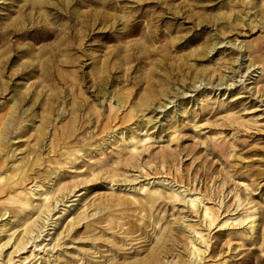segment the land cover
<instances>
[{"label": "rangeland", "instance_id": "1", "mask_svg": "<svg viewBox=\"0 0 264 264\" xmlns=\"http://www.w3.org/2000/svg\"><path fill=\"white\" fill-rule=\"evenodd\" d=\"M254 3L264 9V0H0V129L27 124L19 149L46 133L37 173L54 171L43 190L65 197L43 216L26 263L264 264V28L230 11ZM130 132L146 137L132 153L120 140ZM22 192L0 195V206ZM174 192L182 198L171 201ZM191 197L217 217L211 229L184 203ZM17 224L0 220V244ZM191 228L207 238L200 262ZM57 236L58 252H43L41 240Z\"/></svg>", "mask_w": 264, "mask_h": 264}, {"label": "bare ground", "instance_id": "2", "mask_svg": "<svg viewBox=\"0 0 264 264\" xmlns=\"http://www.w3.org/2000/svg\"><path fill=\"white\" fill-rule=\"evenodd\" d=\"M253 4V3H252ZM250 5V4H249ZM258 5L254 3L253 6L247 8H243V13L241 14H235V12L230 9L231 12L234 13V17H236V21H246L251 23L253 28H264V9L261 8V11H257ZM255 8H257L255 10ZM255 10L253 15L248 16V13L250 14L251 10ZM247 10V12H245ZM240 13V12H239ZM256 13V16H254ZM244 15V16H243ZM253 17V18H252ZM257 17L259 18L258 21H256ZM248 23V24H249ZM132 33V32H130ZM158 36H161L159 34ZM231 44V42H227L226 44ZM217 45L214 44L213 48H210V50L207 49L206 53H210L213 51V49ZM242 46H239L237 49H239V55L241 56L240 50L242 49ZM260 52V47H257L254 50V53H259ZM259 64L261 65L260 69L261 71H264V60H260ZM254 66V63H249L248 66L246 67L245 71L247 72L251 67ZM182 94V92H181ZM180 94L178 95H172L170 98V102L173 101L175 98L179 97ZM174 102V101H173ZM165 108L164 106H158L157 109L161 110ZM150 110V109H149ZM156 109L152 108V111H150L152 114L155 112ZM161 112V111H160ZM136 114V113H135ZM158 114V113H157ZM58 115V114H57ZM8 119V117H6ZM5 118V119H6ZM10 119V118H9ZM11 120V119H10ZM54 120V119H53ZM8 122V120H7ZM7 122H4L2 124L1 129H0V195H11L15 193L18 190H22V194H17L13 198L8 197L7 199L4 200V204L8 206H13L11 209H4L0 206V220L7 214L8 217L11 215L18 224L15 226L17 228L12 234L8 235L6 237V240L0 244V258L1 262L0 264H12L14 263V257L16 254H24L26 253V257L23 258V260H19L20 264H29L26 263V260L31 259L33 256V250L24 252L26 250L27 245H29L30 241H35L39 239L40 237H43L42 234L47 231L43 230L45 228V225H43V216L47 215L51 211L54 210L56 207V204L58 202H62L63 198L61 197L60 200H58V197L55 196V192L51 190V184L49 187L45 190H43V180H46V183L48 184L51 180V175L52 170L50 171H45V178L43 179V172L42 173H37L39 170L40 164H43V142L45 140V135L43 131L40 129L33 131L36 133L37 138L35 139V142L32 145H29V143L26 144V147L24 149H19L20 146H17L19 142L21 141H16L17 139H21L22 134L20 132H23L25 129H27V124H20L18 123L17 127L12 128L11 130L8 129V124ZM22 122V121H21ZM52 122V121H51ZM3 123V122H2ZM8 123H11L10 121ZM147 124L150 123V120L146 122ZM6 126V128H5ZM10 127V126H9ZM5 128V129H4ZM19 132L17 137H13L16 132ZM141 136V135H140ZM146 136V135H144ZM125 137V136H124ZM123 136L120 138V140L125 144V149L131 150L130 152L134 151L135 149L138 148L139 143L143 142L146 137L143 139H139V135L136 132H130V135L125 139ZM127 140V142L125 141ZM52 142V141H51ZM126 142V143H125ZM110 144V143H109ZM17 152L22 154V159L20 161H17ZM130 153V155H131ZM136 154V153H135ZM71 155V153H69ZM120 157V156H119ZM133 157V156H132ZM75 160V159H73ZM17 161V163H16ZM127 161V160H126ZM10 163H12V166H8ZM64 164V162L62 163ZM66 164V163H65ZM60 169V168H59ZM59 172V171H58ZM59 174V173H58ZM1 175H4L1 177ZM61 175V174H60ZM57 177V174L55 175ZM115 181V179H113ZM31 184L32 186L26 189L27 185ZM45 185V184H44ZM77 187V186H76ZM62 189V187L60 188ZM18 193V192H17ZM160 192H149L147 191L146 196L147 199L154 201L155 199H162L163 197L160 196ZM35 195L38 196L37 202L34 204V201L32 200V197ZM69 195V194H68ZM182 198V195L178 193H173L170 196L171 199H177ZM10 198V199H9ZM171 200V201H173ZM174 200V201H175ZM137 201V200H136ZM138 202V201H137ZM239 202V201H238ZM2 203V204H3ZM140 203V202H139ZM186 206H188L189 209H192L195 214H199V221L200 224L203 225L204 227L207 228L208 230L213 227V225L216 222L217 217L212 213L211 209L209 207H206L203 205L200 207L197 205V198H189L186 202ZM3 204V206H4ZM53 204L55 206H53ZM142 204V203H141ZM145 204V203H144ZM240 205H238L239 207ZM52 207V209H51ZM6 208V207H5ZM77 216V215H76ZM81 216V215H79ZM79 218V217H77ZM201 219V220H200ZM218 221V220H217ZM20 222V223H19ZM41 223L40 225L38 223ZM247 222V224H253L254 219L253 215H246V217L243 218L242 223ZM48 225V224H47ZM220 225L219 227L224 226ZM3 226V225H2ZM35 227L38 228L36 235L32 236ZM217 227V225H216ZM215 228V226H214ZM192 232L191 233V239L189 241V250L191 252V256L195 258H200L199 262L202 261V255L205 254V251H202L199 248V244H197V241H203L204 248L207 251V241L206 239L204 240V236L202 235L201 232L197 231L194 228H191ZM211 231V230H210ZM17 233L15 236L14 234ZM52 233H46L44 237H48L47 235H51ZM189 235V234H188ZM197 238L196 240H193V238ZM63 237L57 236V238H51L48 240L42 239L41 241L45 242L48 241V244L43 245L42 251L45 253H51L52 251L56 250L58 252V248L61 247V240ZM3 240V239H2ZM0 240V243L2 242ZM54 241L53 246L49 247L48 249L45 250L47 246H49L52 242ZM37 242V241H36ZM199 243V242H198ZM35 248L41 246V244L34 245ZM10 248L11 251L6 253V255H3V250L4 248ZM40 249V248H39ZM38 249V250H39ZM55 252V253H56ZM18 255V257H19ZM35 258V257H34ZM33 258V259H34ZM159 257H155V259L152 260V263H157L159 261Z\"/></svg>", "mask_w": 264, "mask_h": 264}]
</instances>
